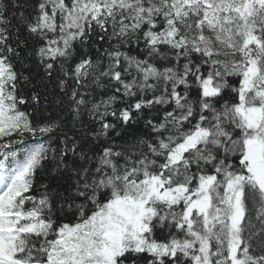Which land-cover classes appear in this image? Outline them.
Here are the masks:
<instances>
[{
	"label": "snow or ice",
	"instance_id": "1",
	"mask_svg": "<svg viewBox=\"0 0 264 264\" xmlns=\"http://www.w3.org/2000/svg\"><path fill=\"white\" fill-rule=\"evenodd\" d=\"M0 264H264V0H0Z\"/></svg>",
	"mask_w": 264,
	"mask_h": 264
}]
</instances>
